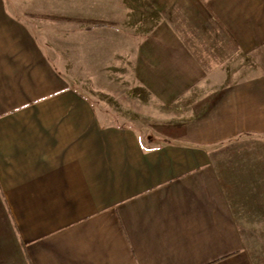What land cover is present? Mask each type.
<instances>
[{"label": "crops", "instance_id": "obj_1", "mask_svg": "<svg viewBox=\"0 0 264 264\" xmlns=\"http://www.w3.org/2000/svg\"><path fill=\"white\" fill-rule=\"evenodd\" d=\"M42 1L0 0V264H264L213 155L264 135V0H133L95 83L114 68L181 108L180 132L151 147L77 86L92 81Z\"/></svg>", "mask_w": 264, "mask_h": 264}, {"label": "rangeland", "instance_id": "obj_2", "mask_svg": "<svg viewBox=\"0 0 264 264\" xmlns=\"http://www.w3.org/2000/svg\"><path fill=\"white\" fill-rule=\"evenodd\" d=\"M129 1V2H127ZM38 4V9L60 17H45L60 30L61 41L81 59L80 65L92 81L86 85H77L86 90L101 112L105 121V107L110 113L107 118L119 124L135 127L144 144L151 147L171 138L180 132L183 120L181 109L175 107L166 113L160 101H151L148 92L134 88L132 83L119 84L118 73L111 68L110 82L95 83L105 78V55L107 61L118 62L116 36L120 20L133 19V0H55ZM130 7L125 10L126 7ZM105 20V28L81 36V31L96 27L93 20ZM51 20V21H50ZM54 20V21H53ZM123 26V24H122ZM128 26V25H127ZM107 29V30H106ZM124 29V28H123ZM105 30L110 37L105 41ZM67 39L65 32L72 33ZM84 39V41H83ZM128 39H130L128 37ZM105 80V79H104ZM82 86H85L82 87ZM141 98V99H140ZM151 105V109L149 106ZM213 155L223 157V172L228 173L225 180L231 208L245 238L246 248L255 260L264 254V135H240L226 144L215 148Z\"/></svg>", "mask_w": 264, "mask_h": 264}, {"label": "trees", "instance_id": "obj_3", "mask_svg": "<svg viewBox=\"0 0 264 264\" xmlns=\"http://www.w3.org/2000/svg\"><path fill=\"white\" fill-rule=\"evenodd\" d=\"M44 17H54V18H57V17H60V16H58V15H44ZM93 21L98 26H105L107 24V22L105 20L96 19V20H93Z\"/></svg>", "mask_w": 264, "mask_h": 264}]
</instances>
